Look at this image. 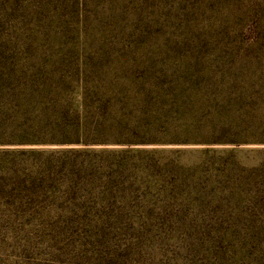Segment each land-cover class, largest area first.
Segmentation results:
<instances>
[{
  "label": "rangeland",
  "instance_id": "rangeland-1",
  "mask_svg": "<svg viewBox=\"0 0 264 264\" xmlns=\"http://www.w3.org/2000/svg\"><path fill=\"white\" fill-rule=\"evenodd\" d=\"M118 63L162 67L178 82L195 67L209 87L195 102L223 110L213 119L250 121L243 110L254 108L264 123V0H0V168L55 162L54 151L71 147L18 144L21 135L4 131L53 121L57 98L24 84ZM252 66L259 71L248 75ZM248 136L218 137L241 145L135 146L164 153L132 164L181 168L177 182L138 194L103 187V172L90 184L73 170L81 183L70 193L53 175L35 199L12 184L31 169L0 179V264H264V135Z\"/></svg>",
  "mask_w": 264,
  "mask_h": 264
},
{
  "label": "trees",
  "instance_id": "trees-1",
  "mask_svg": "<svg viewBox=\"0 0 264 264\" xmlns=\"http://www.w3.org/2000/svg\"><path fill=\"white\" fill-rule=\"evenodd\" d=\"M186 68L182 69V75H186L183 82L168 80L169 71L162 67L151 64L136 67L118 63L91 70L86 67L76 68L69 77H47L43 79L44 82L33 81L24 84L19 90L57 98L52 101L55 105L50 111L53 114V121L51 123L41 121L37 125L26 126L25 129L11 126L9 130L4 131H8L9 135H21L23 141L18 144L50 143L71 147L54 151L53 153L61 155L55 162L47 160L30 167L26 163L20 166L10 164L7 168L1 167L0 179L6 180V177H9L12 182L21 172L31 169L29 174L23 176L28 180L21 186L14 182L12 184L27 199H35L45 197L42 191L53 175L59 176L62 182L68 184L67 191L70 193L69 185L75 188L81 183L73 170L79 172L81 177L87 175L90 184H94L92 181L97 177L96 173L103 172L104 175L99 176L105 178L103 187H122L125 188L123 192L138 194L145 189L151 190L153 184L163 187L162 185L169 183L168 180L177 182L178 176L175 172L181 168L177 169L169 163H163L162 159L159 165L132 164V159L140 158L142 155L155 156L164 153L134 148L135 146H210L225 142L241 145L240 142L218 137L234 134L256 137L257 133L264 135V123L255 122L254 116L250 115L251 111H257L254 108L243 110V114L250 121L236 124L226 123L228 122L226 119H213L217 114L221 115L223 110L219 111L211 101L203 105L195 102L197 96H207L209 87L198 81L199 76L195 67ZM246 70L244 67L238 70L230 68V72ZM87 71H91L94 77L83 76ZM258 71L252 66L248 68V75L257 74ZM97 73L102 75H95ZM176 74L179 73L175 72L172 75ZM246 88L247 86L239 89L245 92ZM61 100H66L65 109L58 105ZM78 100L79 103L75 104ZM241 126L244 133L240 132ZM263 141L256 139V143ZM110 145L126 148L120 150L95 148ZM75 146L82 148H74ZM93 155L107 156V161L97 163ZM140 173L147 175L139 177ZM72 176L76 179L74 180Z\"/></svg>",
  "mask_w": 264,
  "mask_h": 264
}]
</instances>
